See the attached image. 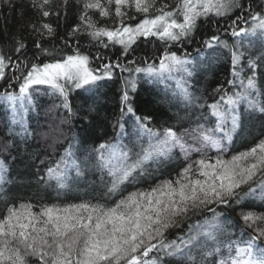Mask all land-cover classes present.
<instances>
[{
  "label": "snow or ice",
  "instance_id": "6c2138e0",
  "mask_svg": "<svg viewBox=\"0 0 264 264\" xmlns=\"http://www.w3.org/2000/svg\"><path fill=\"white\" fill-rule=\"evenodd\" d=\"M3 6L19 12V24L2 29L0 41L7 133L0 140V264H264V0H0ZM72 8L77 22L61 36L60 20ZM205 26L215 31L197 41ZM82 36L96 54L81 50ZM141 38L163 44L151 63L130 58ZM53 39L63 44L46 47ZM194 43L195 57L186 47ZM201 49L229 63L211 93L197 87L212 63ZM169 80L185 115L158 125L140 91ZM110 84L118 85L111 116L101 103ZM41 93L54 98L46 116L55 110L58 123L31 122ZM108 120L114 135L93 141ZM246 120L260 122V135L232 153ZM17 136L63 148L53 164L41 161L46 179L39 182L70 191L89 173L98 176L91 198L18 205L8 187ZM90 143L86 154L76 147Z\"/></svg>",
  "mask_w": 264,
  "mask_h": 264
},
{
  "label": "trees",
  "instance_id": "16d2710c",
  "mask_svg": "<svg viewBox=\"0 0 264 264\" xmlns=\"http://www.w3.org/2000/svg\"><path fill=\"white\" fill-rule=\"evenodd\" d=\"M16 3H20L21 0H15ZM59 2V0H56ZM170 2V0H169ZM0 41L4 39V33L2 29L7 28L9 32L15 31L19 24V12L10 14L7 7H0ZM7 17V20H5ZM141 17H138V19ZM55 23V17L51 18ZM76 21V10L74 8L69 9L67 19L60 20V27L58 29L59 35H64L66 30L70 28ZM137 21H131V23H135ZM110 21L101 20L102 25H110ZM224 21L221 20V24L223 25ZM214 26H205L201 33L197 35V41L202 38H206L205 34L210 32H214ZM227 38V37H224ZM87 36L81 37V50L88 51L92 54L97 53V48L93 43L88 42ZM152 42H144L143 38L138 41V47L136 51L132 54V57H144L148 59V62L151 63L152 57L158 56L159 52L163 50V44L156 41L155 38H151ZM63 44L62 40L53 39L50 43L46 44V47H52L53 45L59 47ZM75 46V45H73ZM0 47H6L0 43ZM119 47V46H117ZM187 50L195 57L197 56L196 49L200 47L199 43H194L191 45H187ZM175 50V49H173ZM115 50L109 49H100L101 53H105L109 56L113 55ZM253 52L256 50L253 49ZM259 54L258 52L256 53ZM215 53L211 50L201 49L199 56L202 58H208L212 60L211 69L207 72L206 75H203L201 78V83L197 85L201 92L207 91L211 93L212 89L215 88L219 83L225 81V78L229 74V63L221 57L220 60L215 59ZM31 56V53H29ZM0 84H3V81H0ZM118 85L110 84L108 87L102 89V93H104V97L101 99V103L103 105L104 111L111 116L116 109V105L114 103L115 100V92ZM174 87V82H162L158 85H148L144 84L140 91V98L142 101L147 102V107L145 109L146 113H151L154 117V123L158 125L164 124L167 121L170 124H175V117L177 114L180 116L185 115V110L183 106L178 103L176 99L172 97V90ZM167 93V94H166ZM53 97L45 95L41 93L36 98V104L39 106V114L37 115L36 111L29 113L31 116V122L33 124L39 122L43 124L47 119L51 123H58V120L55 116V110H53L52 116H46L49 108L52 106ZM79 104V99L74 101ZM0 105H3V102L0 101ZM5 109L6 106H0V140L3 139L7 133L4 130L3 121L5 119ZM10 120V116L7 117ZM187 126V125H185ZM126 130L128 133H133L134 129L131 125H126ZM75 129L72 132H68L65 130V135L71 136L75 133ZM260 122L258 120H246L244 123L243 129L238 133L237 138L234 142V148L231 150L232 153L237 151H243L246 147L250 146L254 142V138L260 135ZM52 135H55L53 133ZM114 135L111 120L102 121L101 126L97 128L95 135L92 137V140L95 142H102L104 140L110 139ZM127 140V137H125ZM14 143L16 147L12 149V154L16 156V159L11 162V172H10V180L11 183L8 187L12 188V198L17 200V204L19 203H34L37 205H48V206H64L67 204H76L80 203L81 200L90 199L93 195L91 185L93 180H97L98 176H93L89 173L86 177H82L79 179L78 184H74L72 189L69 190H58L54 185L48 186L47 183L39 182V178L41 176H45L46 168L45 165L41 163V161H45L48 164H53L54 161L58 159V155H63V148L57 146L55 149L49 147L51 141H46L44 139H40L37 137V141L28 140L24 142L20 137H15ZM76 147L80 148L81 153H85L86 148L91 147V143L84 147H80L76 145ZM75 150V149H74ZM54 166V165H53ZM175 172L172 173V176L175 177ZM168 178L167 175L160 177V179ZM46 179V176H45ZM154 183V182H153ZM148 185H140L139 187L146 188ZM134 190V189H131ZM35 210H38L35 209ZM4 211V204L0 202V212ZM210 215V214H209ZM233 218H235V213L232 214ZM173 233H177L178 230H172ZM237 234H239V230H237ZM169 238H174V235Z\"/></svg>",
  "mask_w": 264,
  "mask_h": 264
},
{
  "label": "rangeland",
  "instance_id": "374dc122",
  "mask_svg": "<svg viewBox=\"0 0 264 264\" xmlns=\"http://www.w3.org/2000/svg\"><path fill=\"white\" fill-rule=\"evenodd\" d=\"M169 82H171V80H169ZM173 82V81H172Z\"/></svg>",
  "mask_w": 264,
  "mask_h": 264
}]
</instances>
